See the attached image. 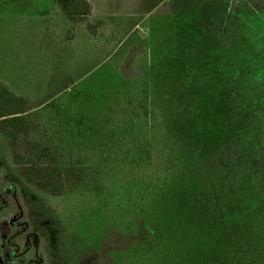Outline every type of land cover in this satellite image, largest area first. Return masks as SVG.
Wrapping results in <instances>:
<instances>
[{"label":"rangeland","instance_id":"1","mask_svg":"<svg viewBox=\"0 0 264 264\" xmlns=\"http://www.w3.org/2000/svg\"><path fill=\"white\" fill-rule=\"evenodd\" d=\"M89 2L99 41L51 0H0V83L24 99L27 122L61 124L62 141L79 150L82 187L54 210L90 244L107 228L131 230L126 215L154 213L161 256L140 264H264V10L232 0ZM138 45L142 74L127 80L118 68ZM125 97L156 103L170 141L168 199L156 197L154 209L153 185L103 163L106 123Z\"/></svg>","mask_w":264,"mask_h":264},{"label":"trees","instance_id":"2","mask_svg":"<svg viewBox=\"0 0 264 264\" xmlns=\"http://www.w3.org/2000/svg\"><path fill=\"white\" fill-rule=\"evenodd\" d=\"M239 1L264 10V0H232ZM51 3L70 25L83 26L95 41L103 38L101 26L90 22L88 0ZM144 53L142 45L131 48L118 68L120 75L127 80L140 76L142 71L133 64ZM26 112L24 99L0 83V215L12 213L0 221L9 230L6 239L0 232V243L11 252L5 256L0 247V264H140L160 257L164 237L156 230L154 213L126 215L123 221L130 222L131 230L107 228L90 244L76 231L71 216L54 210V200L82 187L79 150L62 141L61 124L29 123ZM106 130L104 165L114 172L133 171L135 181L153 185L151 209L158 205L156 197L167 200L172 151L156 103L125 97L109 117ZM142 153L156 158L152 167L138 160ZM226 157L221 162L233 160L231 155ZM256 165L264 190V147Z\"/></svg>","mask_w":264,"mask_h":264},{"label":"water","instance_id":"3","mask_svg":"<svg viewBox=\"0 0 264 264\" xmlns=\"http://www.w3.org/2000/svg\"><path fill=\"white\" fill-rule=\"evenodd\" d=\"M137 35L140 36V38H142V40L145 38V36L142 35L140 32H137Z\"/></svg>","mask_w":264,"mask_h":264},{"label":"crops","instance_id":"4","mask_svg":"<svg viewBox=\"0 0 264 264\" xmlns=\"http://www.w3.org/2000/svg\"><path fill=\"white\" fill-rule=\"evenodd\" d=\"M89 1V0H88ZM203 3V2H202ZM205 12H208V10L207 9H205Z\"/></svg>","mask_w":264,"mask_h":264}]
</instances>
